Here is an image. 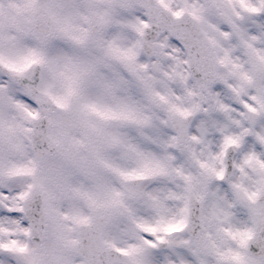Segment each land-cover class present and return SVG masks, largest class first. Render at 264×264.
I'll use <instances>...</instances> for the list:
<instances>
[{"label":"snow or ice","instance_id":"1","mask_svg":"<svg viewBox=\"0 0 264 264\" xmlns=\"http://www.w3.org/2000/svg\"><path fill=\"white\" fill-rule=\"evenodd\" d=\"M0 264H264V0H0Z\"/></svg>","mask_w":264,"mask_h":264}]
</instances>
